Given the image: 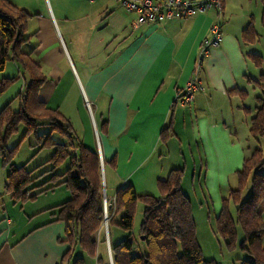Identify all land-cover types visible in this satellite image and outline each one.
I'll list each match as a JSON object with an SVG mask.
<instances>
[{
    "label": "crops",
    "instance_id": "1",
    "mask_svg": "<svg viewBox=\"0 0 264 264\" xmlns=\"http://www.w3.org/2000/svg\"><path fill=\"white\" fill-rule=\"evenodd\" d=\"M7 1L30 15L25 34L29 40L22 51L31 55L46 76L39 91L41 101L69 119L76 136L80 139L78 133L83 134V143L88 137L89 144H85L89 149L98 151L97 137L103 167L106 161H114L108 173L106 170L104 182L111 183L112 199L118 189L129 184L139 194L154 193L158 180L175 168L170 164L171 152L159 148L172 144L177 132L176 111L180 110L182 118L187 106L193 112V140L200 141L205 153L204 181L211 186L212 181L224 180L227 172L223 160L229 164L226 149L241 146L236 132L233 135L228 130L227 121L232 119L229 98L239 97L242 110L252 113L244 102L248 90L243 86L253 81L241 39L246 24L232 22L228 0H223V39L203 58L202 44L218 20L216 10L162 23L137 24L136 15L126 12L116 0ZM199 61L202 66L197 71ZM22 73L21 64L14 59L0 71V80L17 78L0 96V112L15 102L20 108L17 97L29 84L28 75ZM196 75L205 90L197 92L191 104L178 103V92ZM214 100L223 104L214 109ZM215 110L220 112V119L213 118L216 111L207 121L206 111ZM170 124L173 136L164 143L160 135ZM203 131H209L208 135ZM219 143L222 145L217 147ZM236 164L241 165V160ZM7 173L0 157V264H75L79 258L84 264H101L102 253L109 257L108 242L112 243L108 233L95 256L83 250L85 255L81 253L73 261L80 246L75 237L68 239L65 221L59 219L57 206L62 202L46 197L29 206L28 201H14L9 193L5 199L1 189L6 191Z\"/></svg>",
    "mask_w": 264,
    "mask_h": 264
},
{
    "label": "trees",
    "instance_id": "2",
    "mask_svg": "<svg viewBox=\"0 0 264 264\" xmlns=\"http://www.w3.org/2000/svg\"><path fill=\"white\" fill-rule=\"evenodd\" d=\"M262 2L264 5V0ZM29 16L26 10L16 7L7 0H0V71L5 68L8 60L14 59L21 64L22 75L29 77L25 91L17 97L20 108L12 110L8 104L0 112V157L8 167L6 193L11 194L14 201L23 203L28 198L34 199L56 186L44 187L36 193H30L32 172L26 165L18 166L11 160L16 148L10 149L8 142L22 124L26 135L34 132L42 147H54L52 156L45 162L50 163L51 167L42 172L52 174L42 186L48 182L55 184L59 179H63L62 183L70 189L71 197L57 206L59 219L65 221L68 239L73 240L75 237L82 250L90 256H95L104 219L105 186L100 154L89 149L76 136L69 119L41 101L39 91L46 81V76L31 55L22 51V45L29 40L25 36ZM250 27L243 31V39L249 43L254 42L258 36ZM245 56L251 58L256 65H261L260 55L246 53ZM16 80L17 78L1 79L0 96ZM257 101L258 105L250 119L249 127L251 136L256 138L264 135V94L257 96ZM43 123L51 126V132L47 135L37 133L38 127ZM53 132L63 135L67 143L54 142ZM160 136L165 142L173 136L171 124L162 130ZM66 158L70 159L69 168L62 174L55 173L56 168ZM111 164L114 165V161ZM73 169L76 170L75 173ZM263 169L264 154L260 149H256L244 159L242 168L236 172L238 187L232 189L229 195L236 205L235 221L241 225L245 233L246 246L243 245V249L248 250L251 255V259L244 261V264H264V246L261 243L264 236ZM184 171L182 167L172 168L167 177L158 180L159 197L139 194L131 184L118 189L115 195V208L121 213L120 226L129 233L118 244L111 245L115 264H215L203 259L197 241L191 201L182 189ZM249 183L250 192L248 196L242 198V192ZM138 201H142L145 206L140 236L147 251L133 254L134 235L131 230ZM236 222L230 215L225 199L218 216V230L224 237L230 238L231 242L235 239ZM75 264H84V261L79 258Z\"/></svg>",
    "mask_w": 264,
    "mask_h": 264
},
{
    "label": "rangeland",
    "instance_id": "3",
    "mask_svg": "<svg viewBox=\"0 0 264 264\" xmlns=\"http://www.w3.org/2000/svg\"><path fill=\"white\" fill-rule=\"evenodd\" d=\"M228 3H230V10L233 12V16H230L232 22L235 25H241L245 22V29L251 26L250 28L258 34L256 40L249 43L244 41L243 34L241 33V39L244 42L243 49L245 53H256L262 58L260 66L256 65L251 58H247V64L250 70L249 78L251 77L253 81L252 83L246 81V86H243L248 90V93L244 96L243 99H245V104L248 107L252 108V113L249 114L247 111L242 110V108L240 107L242 106V101L239 97L229 98L230 101L228 103V107L230 108L229 113H231L232 119H228L227 123H229L228 126L231 129H227L230 133L233 132V135L236 132L241 146L238 147V150H233V148L226 149V158L227 160H229V164L225 160H223L222 166L225 172H227L225 178L224 180L217 179L215 181H212V185L208 186L204 181L205 172L207 169L204 158L205 153L200 141L193 140V137L195 136V128L193 127L192 123L193 112L189 111V108L187 106V108H184L185 111L183 112L185 113V116L183 115L182 118L179 117L180 110L176 111L175 129L177 132L175 138L171 140L172 144H161L162 146L161 148H159V151L160 149H163L165 153H168L169 150L171 152V157L169 158L171 162L170 164L175 167L181 166L185 170L182 181V189L191 201L193 218L196 225L197 241L201 247L203 259L212 263L214 262L215 264H244V261L251 259V255L248 250L243 249V245L246 246L245 233L241 225L235 221L236 205L229 195L232 189H236L238 187V178L236 177V172L242 168L244 159L250 156L251 153L256 149H260L264 154V135L258 136L256 138L251 136L249 131L251 116L255 113L254 109L258 105L257 96H261L262 94H264V5L262 0H228ZM257 82L259 84H257ZM222 104L223 103L221 100H214V105H216L214 109H218V107H220ZM17 106L18 103L15 102L11 106L12 110L18 109ZM178 108L180 109L181 107L178 106ZM216 111L217 110L206 111L208 114H205V119L207 121H210V117H213V114ZM235 114L238 118H236ZM213 118H216V120L220 119V112L217 111V115ZM195 120L196 119H194V121ZM179 121H183L186 123L185 130H183L185 124L183 122L180 123ZM221 124L224 126L223 123ZM50 132L51 126L48 123L41 124L37 129V133L39 135H47ZM208 133L209 131H203V135L205 136H207ZM78 136L80 137V140L84 142L82 140L83 134L78 133ZM216 137L217 136H215L214 138ZM92 138L94 139V136ZM95 139L97 143L96 149L100 151L97 137H95ZM52 140L54 142L62 143V141H64L65 139L63 135L59 134L58 132H53ZM88 140L90 139H88L87 137V140L85 141L86 144H89ZM216 141L218 142L219 140L216 139ZM162 142L165 143V141ZM41 144L34 132L26 135L25 127L22 124L19 126L18 131L11 136L8 142V147L10 149L16 148L11 159L13 163L18 166L26 165V168L32 172L31 177L33 178V181L29 185L30 193H36L44 187L56 185L54 186V188L48 189L46 192L39 194L34 199L28 198L26 201H28L29 206L31 205V203H33L34 205H38V203L47 199L46 197H56V202L58 203L64 202L71 197V191L65 183H62V178L59 179V181H57L55 184L54 182H48L47 184L42 186V184H44L52 174L51 172H45L42 174V172L47 171L51 167L50 163L45 162L52 156L54 147H42ZM219 144L220 145L217 147H220L222 145L221 143ZM216 145L217 144L213 145L214 148ZM181 150L182 154L180 153ZM174 158H177V160H174ZM239 159L241 160V165L236 164ZM231 161H233V163ZM150 163L151 164L149 165H152V162ZM69 166L70 159L66 158L62 162V164L56 168L55 173L62 174L69 168ZM111 166L112 165L106 161L105 167L101 169L104 182L106 181V170L108 173V170ZM231 169H233L232 172ZM75 172L76 170L73 169V173ZM230 172L233 176L229 175ZM262 173H264V169L262 170ZM104 186V199L106 196L108 215L110 216L111 214H113L111 217L112 219L110 221L108 233L110 236V242L112 243V245H116L121 240H123L129 232H127L120 226L121 213H118L116 211L115 202L111 206L110 202L112 200L115 201V198L112 199L113 193L110 181L104 183ZM250 188L251 186L249 183L248 187L245 188L242 192V198L248 196ZM152 192L154 193L148 194L156 197L160 196L158 188L157 190ZM1 194H3V197L5 199L9 197L7 196L4 189H1ZM225 199H227V206L229 208L230 215L233 218V221L236 222L235 239L232 242L230 241V238L224 237L218 230V216L221 209L223 208ZM21 205L22 203H19L17 207L19 208L21 207ZM103 207H105V200H103ZM144 208L145 206L143 202L138 201L135 206L133 229L131 230L134 235V245L132 248L133 254H139L141 252L145 253L147 251L145 245L141 241L140 236L141 225L144 219ZM105 237L107 240V235L105 236V228L103 226L101 232H99V243H103L102 239H104ZM261 243L262 246H264V236L261 238ZM81 253H83V256L85 255L84 251L80 247L77 248L74 254L73 261ZM101 257V264H108L109 257H107L103 253ZM90 261L91 260H89V262Z\"/></svg>",
    "mask_w": 264,
    "mask_h": 264
},
{
    "label": "built area",
    "instance_id": "4",
    "mask_svg": "<svg viewBox=\"0 0 264 264\" xmlns=\"http://www.w3.org/2000/svg\"><path fill=\"white\" fill-rule=\"evenodd\" d=\"M95 1V0H90ZM128 13L136 15V23H162L175 18L193 17L204 14L210 10L218 12V20L211 27L210 37L205 39L202 44L201 58L208 55L211 48L218 47L223 39L222 24L224 19L222 0H116ZM201 66L199 61L198 68ZM198 70V69H197ZM205 90L202 80L196 75L187 85L178 92L177 102L182 104H191L197 92ZM86 106L91 109V104L86 100ZM100 154V153H99ZM101 158V167L103 168V159ZM105 196L104 219L102 227L108 238V229L113 214L108 215L107 201ZM115 201L112 200L111 206ZM109 262L115 264L112 248L108 242Z\"/></svg>",
    "mask_w": 264,
    "mask_h": 264
},
{
    "label": "clouds",
    "instance_id": "5",
    "mask_svg": "<svg viewBox=\"0 0 264 264\" xmlns=\"http://www.w3.org/2000/svg\"><path fill=\"white\" fill-rule=\"evenodd\" d=\"M101 169H102V167H101Z\"/></svg>",
    "mask_w": 264,
    "mask_h": 264
}]
</instances>
